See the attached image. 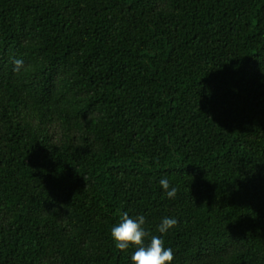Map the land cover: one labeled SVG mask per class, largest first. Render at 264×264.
<instances>
[{"label":"trees","instance_id":"obj_1","mask_svg":"<svg viewBox=\"0 0 264 264\" xmlns=\"http://www.w3.org/2000/svg\"><path fill=\"white\" fill-rule=\"evenodd\" d=\"M124 212L264 264V0H0V264H132Z\"/></svg>","mask_w":264,"mask_h":264},{"label":"clouds","instance_id":"obj_2","mask_svg":"<svg viewBox=\"0 0 264 264\" xmlns=\"http://www.w3.org/2000/svg\"><path fill=\"white\" fill-rule=\"evenodd\" d=\"M13 65V71L16 73L25 69L22 59H14ZM159 183L168 199L176 197L177 189L170 187L166 177L161 178ZM145 223L143 215L131 218L127 212H124L120 216L119 223L111 229V238L115 247L122 252L130 246L134 247L135 251L131 255L132 264H171L174 259L173 251L164 246V240L160 236L152 235L150 242L145 245V238L150 235L144 227ZM177 223L175 218L164 217L156 230L160 234H165Z\"/></svg>","mask_w":264,"mask_h":264}]
</instances>
